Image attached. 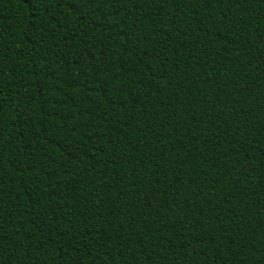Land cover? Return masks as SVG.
Segmentation results:
<instances>
[{"label":"trees","instance_id":"1","mask_svg":"<svg viewBox=\"0 0 264 264\" xmlns=\"http://www.w3.org/2000/svg\"><path fill=\"white\" fill-rule=\"evenodd\" d=\"M0 264H264V0H0Z\"/></svg>","mask_w":264,"mask_h":264},{"label":"snow or ice","instance_id":"2","mask_svg":"<svg viewBox=\"0 0 264 264\" xmlns=\"http://www.w3.org/2000/svg\"><path fill=\"white\" fill-rule=\"evenodd\" d=\"M25 3H31L32 0H24ZM37 2H40V0H37Z\"/></svg>","mask_w":264,"mask_h":264}]
</instances>
